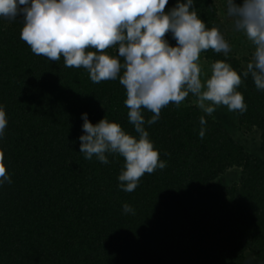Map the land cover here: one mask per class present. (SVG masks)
<instances>
[{"label":"trees","instance_id":"16d2710c","mask_svg":"<svg viewBox=\"0 0 264 264\" xmlns=\"http://www.w3.org/2000/svg\"><path fill=\"white\" fill-rule=\"evenodd\" d=\"M176 3L168 0L165 11ZM193 10L207 28L229 35L214 0H193ZM23 23V14L0 17V106L8 121L0 150L12 181L0 185V264H264V90L242 75L249 56L208 49L200 59L227 62L241 75L237 91L247 111H235V128L257 137V156L189 94L145 123L167 164L129 193L118 180L123 157L108 154L102 164L80 152L84 113L93 125L106 116L139 138L119 77L96 84L83 67H65L62 56L35 55L20 38ZM228 37L252 54L236 34ZM165 39L176 46L172 33ZM142 115L147 121L153 113ZM234 168L237 180L218 187ZM125 203L134 214L124 213Z\"/></svg>","mask_w":264,"mask_h":264},{"label":"clouds","instance_id":"9594fccd","mask_svg":"<svg viewBox=\"0 0 264 264\" xmlns=\"http://www.w3.org/2000/svg\"><path fill=\"white\" fill-rule=\"evenodd\" d=\"M167 5L168 0H0V17L15 20L23 14L20 38L35 55L50 61L62 56L65 67H83L96 84L119 77L126 89L128 119L139 138L106 116L93 125L84 113L80 152L85 159L95 157L102 164L109 163L108 154L123 157L124 170L118 180L120 188L129 193L145 173L166 167L145 130V123L150 126L159 120L162 108L170 103L179 106L192 94L207 116L221 105L240 114L247 111L237 91L241 75L229 63L214 62L210 77L202 73L203 51L212 49L225 57L232 51L220 29L206 27L193 10V0H177L166 12ZM225 11L234 30L243 33L255 49L242 75L245 79L251 76L256 88L264 90V0H225ZM169 32L176 46L165 39ZM110 48H117L118 55L108 54ZM142 109L153 113L147 121ZM7 123L0 106V139ZM206 124L201 116V139ZM4 158L0 150V185L12 182ZM123 211L134 214L127 203Z\"/></svg>","mask_w":264,"mask_h":264},{"label":"rangeland","instance_id":"374dc122","mask_svg":"<svg viewBox=\"0 0 264 264\" xmlns=\"http://www.w3.org/2000/svg\"><path fill=\"white\" fill-rule=\"evenodd\" d=\"M217 8L219 10V17L222 20V22L224 23V25L226 26L225 31L229 33V35L224 36L225 39L228 41V43L231 45L232 47V51L227 55V56H235L237 58H244L249 56V59H252V54L254 53V46L251 44L250 41H248L246 39V37H240L241 34L240 32H237L234 30L233 28V24H232V20L227 17L226 15V11H225V0H214ZM237 3H240L241 0H236ZM231 34H236L238 37L237 39H241L243 45H247L248 49L250 52H252V54L248 55L246 54L245 51H243V49H241V46L237 45L236 43H238L235 39L228 37L231 36ZM199 63L201 65L202 68V73L206 74L208 77H210L211 74V65L207 62H205L204 60L200 59ZM247 65V63H245ZM201 76V79H205V75ZM211 117L215 118L216 120L222 121L225 123L226 128H228V130L231 132L232 136L239 141L241 144L246 146V149L253 153L254 155L257 156V149L255 147L257 141V137L255 135H251V136H241L240 132L235 128V120H236V114L235 112L229 111L227 106H219L217 107L216 111L211 115ZM234 122V125H233ZM239 177V169H230L228 171H226L218 180L219 184L218 187H223L224 185H229L232 184L235 180H237V178ZM215 183V187H217V182Z\"/></svg>","mask_w":264,"mask_h":264}]
</instances>
